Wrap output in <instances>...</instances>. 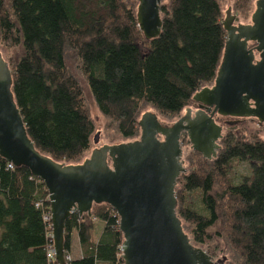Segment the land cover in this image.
<instances>
[{"label": "trees", "instance_id": "16d2710c", "mask_svg": "<svg viewBox=\"0 0 264 264\" xmlns=\"http://www.w3.org/2000/svg\"><path fill=\"white\" fill-rule=\"evenodd\" d=\"M255 1L232 0V14L249 20ZM136 7V0H0L10 92L41 155L75 165L94 149L96 126L81 80L104 119L108 145L137 139L145 112L162 125L178 118L197 91L213 84L226 40L223 1L165 0L152 40L138 29ZM214 119L222 127L216 157L186 153L176 216L191 244L213 260L264 264V125ZM180 143L189 144L185 134ZM235 162L247 163L248 173L236 178ZM7 165L0 157V264H57L48 257L52 230L43 220L50 215L43 183L26 167ZM118 222L107 204L93 205L90 216L72 213L63 232L66 264H123ZM73 234L79 259L70 258Z\"/></svg>", "mask_w": 264, "mask_h": 264}, {"label": "water", "instance_id": "95a60500", "mask_svg": "<svg viewBox=\"0 0 264 264\" xmlns=\"http://www.w3.org/2000/svg\"><path fill=\"white\" fill-rule=\"evenodd\" d=\"M165 0H136V22L145 40L158 37L159 8ZM221 25L226 40L213 84L192 96L198 110L162 125L151 112L138 120L140 135L128 142L98 144L89 155L65 165L41 155L28 138L11 92V72L0 53V157L26 167L48 193L54 260L66 264L63 232L76 212L109 205L119 218L123 264H223L191 244L176 216L175 187L186 172L180 138L204 159L216 157L222 127L214 117L255 119L264 125V0H256L249 23L241 24L228 5ZM252 45V47H250ZM95 122L96 114L92 113ZM171 125V126H168Z\"/></svg>", "mask_w": 264, "mask_h": 264}, {"label": "rangeland", "instance_id": "374dc122", "mask_svg": "<svg viewBox=\"0 0 264 264\" xmlns=\"http://www.w3.org/2000/svg\"><path fill=\"white\" fill-rule=\"evenodd\" d=\"M223 1V7H222V11L223 9H225L228 5V0H222ZM232 0H229V5L231 4ZM234 15V14H233ZM236 16V15H235ZM223 17H224V12H223ZM250 20V19H249ZM249 20L247 21H241L239 20V23L241 24H247L249 23ZM68 65L71 67L72 66V63L71 61H68ZM81 84H82V87H83V90H84V93H85V96L87 98V101H88V104H89V108H90V114H91V117H92V113L96 114L97 117H98V121L95 122V126H96V131H97V128L99 126L100 128V132H99V138H98V144L95 145V147H99L101 146V144H108L107 143V140L105 139L104 137V133H103V125H104V119L102 118V116L99 114L94 102L92 101V98L90 97V94H89V91H88V88L87 86L85 85L84 81L81 80ZM192 107V106H191ZM184 114V111H182L181 115ZM93 119V118H92ZM178 118L172 120V121H164L165 125L169 124V123H173L174 121H176ZM248 125L250 127L251 130H255L257 129L258 125L256 124V122H254V120H249L248 122ZM95 131V133H96ZM261 138L264 140V133H261ZM94 146V145H93ZM190 145H181V149H182V160L184 161V157L186 155V153L188 151H190L191 149H189ZM89 155V154H88ZM87 155V156H88ZM184 164H185V161H184ZM185 169H186V165H184ZM232 172H233V175L238 178L240 175H246L248 173V164L245 163V162H235L233 164V168H232ZM238 180V179H237ZM99 224V223H98ZM100 225V224H99ZM75 236V235H74ZM73 237V236H72ZM75 238V237H73ZM73 255V254H72ZM219 259H221V257H219Z\"/></svg>", "mask_w": 264, "mask_h": 264}, {"label": "crops", "instance_id": "0c3cea01", "mask_svg": "<svg viewBox=\"0 0 264 264\" xmlns=\"http://www.w3.org/2000/svg\"><path fill=\"white\" fill-rule=\"evenodd\" d=\"M100 229H101V226H99L98 230L100 231ZM72 236L75 238L72 237V240H71L70 258L79 259L81 257V252H80L78 240H77L76 234H73Z\"/></svg>", "mask_w": 264, "mask_h": 264}, {"label": "built area", "instance_id": "2783aa9c", "mask_svg": "<svg viewBox=\"0 0 264 264\" xmlns=\"http://www.w3.org/2000/svg\"><path fill=\"white\" fill-rule=\"evenodd\" d=\"M8 168H12L13 165L12 164H9L7 165ZM36 206H41L40 203L36 204ZM50 214V213H49ZM43 220L46 221V222H49L50 221V215H44L43 216ZM48 257L49 258H53L54 257V254H53V249L50 250V253L48 254ZM67 260H69V257L66 258Z\"/></svg>", "mask_w": 264, "mask_h": 264}, {"label": "flooded vegetation", "instance_id": "af4514ba", "mask_svg": "<svg viewBox=\"0 0 264 264\" xmlns=\"http://www.w3.org/2000/svg\"><path fill=\"white\" fill-rule=\"evenodd\" d=\"M190 108H191L192 112H194V111L198 110V104L193 103L192 107H190ZM183 115H184V114L180 115V116L178 117V119H179L180 117H182ZM171 124H172V123H171ZM168 126H171V125H168Z\"/></svg>", "mask_w": 264, "mask_h": 264}]
</instances>
